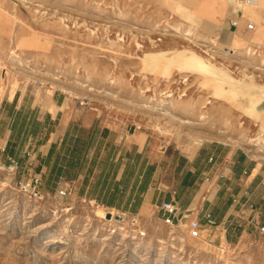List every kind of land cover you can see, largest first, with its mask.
<instances>
[{
    "label": "rangeland",
    "instance_id": "obj_1",
    "mask_svg": "<svg viewBox=\"0 0 264 264\" xmlns=\"http://www.w3.org/2000/svg\"><path fill=\"white\" fill-rule=\"evenodd\" d=\"M218 1L0 0V101L32 90L48 107L54 92L64 93L109 125L148 133L170 150L191 155L220 142L264 157L263 147L247 143L261 133L262 122L247 111L264 92V8L250 17L254 29L236 35L225 28L220 38L224 30L213 32L191 8L178 7L197 3L208 15ZM178 25L196 35L189 40ZM191 52L241 80L235 94L218 96L211 76L180 71ZM29 158L16 174L0 175V264H264V234L227 242L209 229L194 239L186 226L165 225L159 208L121 213L118 224L98 217L95 202L60 196V188L50 193L43 184L42 197H31L19 186L32 176L24 175Z\"/></svg>",
    "mask_w": 264,
    "mask_h": 264
},
{
    "label": "crops",
    "instance_id": "obj_2",
    "mask_svg": "<svg viewBox=\"0 0 264 264\" xmlns=\"http://www.w3.org/2000/svg\"><path fill=\"white\" fill-rule=\"evenodd\" d=\"M229 1L219 0L208 15L199 13L197 3L178 7L191 8L213 32L227 28L245 35L251 16ZM222 32L220 38L227 34ZM27 156L32 158L24 175L40 174L48 192L70 186L71 198L108 212L146 214L162 201H176L179 212L191 211V217L203 219L211 211L213 229L227 242L259 233L255 221L264 225V157L220 142L204 143L191 155L170 150L148 133L109 125L64 93L54 92L48 107L32 90H16L0 101V161L12 157L23 167Z\"/></svg>",
    "mask_w": 264,
    "mask_h": 264
},
{
    "label": "bare ground",
    "instance_id": "obj_3",
    "mask_svg": "<svg viewBox=\"0 0 264 264\" xmlns=\"http://www.w3.org/2000/svg\"><path fill=\"white\" fill-rule=\"evenodd\" d=\"M237 1V7L238 8H241V9H244L245 10V12L249 15V16H251V17H254V16H256L257 15V12L255 11V9H257V7H259V8H264V0H258V2H257V4L256 5H247V4H243V3H241L240 2V0H236ZM176 5H177V3H176ZM243 7H245V8H243ZM237 8V9H238ZM55 15V14H54ZM60 18V17H59ZM62 22V21H61ZM62 26V25H61ZM63 27H65V26H63ZM67 27V26H66ZM65 29V28H64ZM93 30V29H92ZM177 30H178V32L180 31V32H182L183 31V33H184V36H186L189 40H192V38L196 35V32H195V30L193 29V28H188V29H182V25H178L177 26ZM75 32V31H74ZM93 33V32H92ZM96 33V32H95ZM94 33V34H95ZM221 49V48H220ZM231 52H234V54H236V50L234 51L233 49H231ZM247 52L248 53H250L251 52V49L249 48H247ZM154 54L153 55H155V56H160V52L159 51H154L153 52ZM144 56H145V54H144ZM142 57L141 59H144V60H146V57ZM150 60V59H149ZM170 65V64H169ZM221 69L222 70V72H223V76H224V78L217 72V69ZM178 69L180 70V71H190V72H203V73H205V74H207V75H209V76H211L212 78H214V81H213V87H214V89H215V94L216 95H218V96H221V95H224L225 93H234V91H233V88H235L234 87V85H233V83H235V82H240L241 80H239V79H237V78H235L234 76H232V74H230L231 72H229V70L227 69V68H225V67H219V66H217L216 64H214L212 61H210V60H208V62H205L204 60H203V57H202V55H200L199 53H193V52H191L190 53V55H187V56H185V58H184V62H183V64L180 66V67H178ZM250 78H254L253 76H250V75H248ZM229 82H232V83H229ZM225 84H228L229 85V87H230V89H227L226 87H225ZM242 86H244V87H248L249 86V84L248 83H244ZM259 87L260 88H263V85H259ZM71 95H75V96H77L78 94L76 93V91H74V90H71V89H66ZM107 92V91H106ZM227 93V94H228ZM235 94V93H234ZM233 94V95H234ZM246 94H248V95H251L250 93H246ZM80 95V94H79ZM251 97H253V96H251ZM250 97V98H251ZM167 102V101H166ZM175 102V101H174ZM262 102H264V92L262 93V95H259L258 97H256V98H253V99H251V102H250V104H249V106H248V113L250 114V116H249V118H251V119H253L254 120V117H257V118H259V120L262 122V124H261V129H260V131H261V133L257 136V137H255V138H253V137H248L247 138V143H251V145L252 146H257V147H263L264 148V118H262V117H264V111H260L259 109H258V107L261 105V103ZM171 104V103H170ZM246 111V110H245ZM243 129V128H242ZM246 130H248V129H246ZM201 136V135H200ZM195 137V136H194ZM205 138V137H204ZM195 140H196V143L198 144V145H201L202 144V142L205 140V139H203L202 137L201 138H195ZM232 140V139H231ZM233 142V141H232ZM239 143V142H238ZM241 144H243V143H241ZM253 147V148H254ZM262 150V149H261ZM258 152V151H257ZM70 209H72V208H68L67 210L69 211ZM112 215H113V217H112V219L111 220H106V221H108V222H116V223H120L119 221L120 220H117L116 219V216L117 215H120L121 213H118L117 211H115V210H110L109 211ZM95 213H96V215L98 216V217H101V218H105V219H107L106 218V215H107V213H108V210L106 211L105 209H103L100 205L97 207V209H95ZM126 217V216H125ZM121 218H122V216H121ZM116 226H117V224H116ZM119 226H121V225H119ZM176 227V226H175ZM123 229V228H122ZM172 231V230H171ZM173 232V231H172ZM179 234V233H178ZM183 242H184V240H183Z\"/></svg>",
    "mask_w": 264,
    "mask_h": 264
},
{
    "label": "built area",
    "instance_id": "obj_4",
    "mask_svg": "<svg viewBox=\"0 0 264 264\" xmlns=\"http://www.w3.org/2000/svg\"><path fill=\"white\" fill-rule=\"evenodd\" d=\"M240 2L247 5H256L258 0H240ZM231 24L236 28L239 25V20H234ZM247 27L252 30L255 28V25L253 22H249ZM19 169L20 162L15 158L10 157L8 162L0 161V175L16 174ZM42 185L43 179L40 174H33L28 180L19 183L23 192L36 198L42 197ZM71 193L72 189L70 186L59 190L60 196L64 198L70 197ZM158 208L165 225L186 226L190 237L194 239L201 238L204 232L217 226L216 218L211 211L205 212L203 219H200L198 217H191V211L180 213L176 201H162ZM250 209H255V205L251 204ZM252 225L258 229L260 234H264V225H259L257 221L252 223Z\"/></svg>",
    "mask_w": 264,
    "mask_h": 264
},
{
    "label": "water",
    "instance_id": "obj_5",
    "mask_svg": "<svg viewBox=\"0 0 264 264\" xmlns=\"http://www.w3.org/2000/svg\"><path fill=\"white\" fill-rule=\"evenodd\" d=\"M233 1H234V0H233ZM112 217H113V215H112L110 212L106 215V218H107V219H112ZM120 218H121L120 215H117V216H116V219L119 220Z\"/></svg>",
    "mask_w": 264,
    "mask_h": 264
}]
</instances>
